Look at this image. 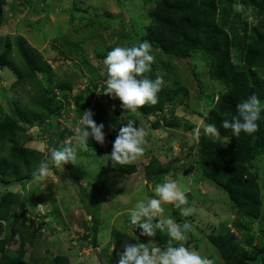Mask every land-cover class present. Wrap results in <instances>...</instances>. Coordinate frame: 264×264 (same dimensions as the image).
<instances>
[{
    "label": "rangeland",
    "instance_id": "374dc122",
    "mask_svg": "<svg viewBox=\"0 0 264 264\" xmlns=\"http://www.w3.org/2000/svg\"><path fill=\"white\" fill-rule=\"evenodd\" d=\"M47 4H51V8L42 9V6ZM154 4L155 0L0 2L3 18L0 27V51L7 36L24 37L30 45L41 52L43 59L51 64L56 79L66 77L71 80L72 94L85 87L93 90L87 110L93 113L92 118L97 125L103 124L112 110H117L120 118L119 125L114 129L115 138L120 128L126 126L129 120L137 124L135 127H144L149 133L146 137L144 155L134 162L135 172L126 174L108 170L105 167L106 145L112 140L107 138L108 134H112V130L103 127L105 135L103 145L90 136L88 151L79 150L75 136L77 129L82 127L81 117L75 116L72 110L62 111V116L56 120L57 125L59 128L69 127L72 133L66 140L59 141V146L62 148L70 142L78 148L77 165L66 164L63 170L53 167L46 178L39 180L33 178L25 184L19 183L7 188L24 198L26 207L32 209V212L27 211L30 217H37L45 222L44 229L41 230L34 245L28 246L25 251V257L29 262L34 259L43 260L42 264H47L45 256L49 257L61 251L69 256L70 264H118L119 254L122 253L125 244L150 242L149 247L158 246L161 250L166 249L170 240L168 235L154 237L157 235L155 232L154 238L141 236V229L133 227L129 219L130 210L137 201L145 197L154 198L155 185L163 183L165 177L177 181L188 197L187 207L192 209L190 215L184 216L180 208L164 205V213L152 221L155 225L158 220L173 218L177 224L183 225L187 222L191 225V231L186 233L187 240L172 241V246H179L182 243L190 250L213 260L214 264H223L217 248L207 239L209 233L221 232L225 236L233 233L239 248L245 250L250 248L246 238L251 233L255 236V243H264V215L253 222L244 219L229 200L226 190L204 176L199 163L195 160L198 140L196 129L204 127L203 115L213 106V103H208L209 98L204 96L202 89L205 94L211 95L218 93V89L222 88L217 80L210 77L207 58L197 53L191 54L188 59L170 58L160 49L151 46V54L155 58V74L161 76L165 84L175 83L178 97L180 96L179 104H169L163 110L167 120L178 121L181 117L182 121L196 124L194 131L181 133L180 138L185 135L187 138L184 146L176 138L170 143H165V139L171 133L168 130L169 126L164 124L162 112L157 111L156 115L145 118L139 111L125 112L117 98L112 97L111 101L100 98L101 88L106 80V74H101L104 71L103 60L117 46H135L142 42L141 35L146 32V27L151 22L148 11ZM12 56L18 63L15 50ZM16 79L17 74L11 68L0 66V85L5 88L7 97L10 100L20 97L24 103L31 104L35 96L33 89L28 85L15 86ZM95 84L96 88L93 87ZM184 90H187L186 95ZM71 103L69 100V104ZM156 119L163 125L162 127L153 125ZM54 128L48 125L42 128L30 126L20 140L25 146L49 154L54 149L55 142L49 132ZM152 157L159 160L164 169L167 165L170 167L165 170L160 180L146 181L145 166ZM174 158H178L179 161L170 164ZM250 165L251 172L257 175L256 181L264 210V153L260 160L256 159ZM4 189L0 184V191ZM21 208L14 205L11 214L19 212ZM114 229L124 235L117 250H113ZM165 233L167 234V230ZM93 237H96L95 246L89 243ZM108 256L112 257L111 262Z\"/></svg>",
    "mask_w": 264,
    "mask_h": 264
},
{
    "label": "trees",
    "instance_id": "16d2710c",
    "mask_svg": "<svg viewBox=\"0 0 264 264\" xmlns=\"http://www.w3.org/2000/svg\"><path fill=\"white\" fill-rule=\"evenodd\" d=\"M238 4L243 6V10H237ZM51 6L47 4L42 9L49 10ZM1 10L0 8V27L3 22ZM148 12L151 22L141 35V41L147 40L152 47L160 49L170 58L188 59L193 53L204 56L208 60L210 77L222 86L218 93L211 95L205 94L202 89L204 96L209 98L208 103H213L207 116L203 115L204 123L215 125L220 137L205 134L204 127L199 128L195 160L204 176L226 190L229 200L244 219L250 222L257 220L264 215V210L257 175L251 172L250 164L256 159L260 160L264 153V0H155ZM14 50L18 63L12 56ZM0 66H8L17 74L15 86L28 85L35 95L31 104L24 103L20 97L10 100L5 88L0 85V184L5 188L0 191V264H42L43 260L27 261L25 251L28 246L34 245L45 222L37 217H30L27 211L32 212V209L26 207L24 198L7 188L19 183L25 184L35 178L33 172L50 153L44 154L43 151L25 146L20 137L30 126L55 127L49 135L55 140L53 148L61 149L59 141L66 140L72 131L69 127L59 128L56 120L62 116L63 110H72L75 116L82 118L83 112L90 106L93 90L85 87L72 94L71 80L66 77L56 79L51 64L20 35L6 37L0 51ZM155 67L153 63L151 71L145 73L144 77L155 80ZM194 71L196 72L195 66ZM197 79L199 80L198 77ZM174 84L164 85L158 93L156 105H145L138 111L145 118L156 115L157 111L162 112L164 124L169 126L171 133L165 143L176 138L184 146L187 138L186 135L183 139L180 138L181 133L194 131L196 124L182 121L181 117L178 121L167 120L163 111L165 107L180 103L177 86ZM104 86L101 88L100 98L111 101L112 96L102 93ZM93 87L96 88L97 85ZM186 91L184 90L185 95ZM253 94L259 98L262 109L257 121L258 130L252 135L241 132L239 137L233 136L230 129L222 127V122L224 119H231L236 114V106ZM69 100L72 101L71 104ZM119 118V112L112 110L103 121L104 126L112 130V134L107 135L112 140L106 145L105 167L132 174L136 170V164L113 167L108 157L116 139L114 129L119 125ZM153 125L163 126L158 119ZM177 161L179 159L174 158L170 164ZM169 167L167 165L164 169L163 164L152 157L145 166L146 181L160 180ZM14 205L22 208L11 214ZM94 222L96 225L97 220ZM165 231L156 229L157 235L154 237H167ZM113 234V250H117L124 235L115 229ZM207 239L217 248L223 264H264V243H255L252 233L246 238V243L250 246L246 250L239 248L233 233L227 236L221 232L209 233ZM89 243L95 246L96 237ZM161 243L166 245L164 241ZM107 258L112 261L111 256ZM44 259L48 261L47 264H70L69 256L61 251L45 256Z\"/></svg>",
    "mask_w": 264,
    "mask_h": 264
},
{
    "label": "clouds",
    "instance_id": "9594fccd",
    "mask_svg": "<svg viewBox=\"0 0 264 264\" xmlns=\"http://www.w3.org/2000/svg\"><path fill=\"white\" fill-rule=\"evenodd\" d=\"M237 10H243L242 5H236ZM151 44L145 40L135 46H117L111 50L103 60L106 74L104 95L112 96L120 101V106L125 112L136 113L145 105L154 106L158 103V93L165 85L161 76L155 80L144 77L151 71L154 56L151 54ZM236 114L231 119H224L222 127L230 129L233 136L239 137L241 132L252 135L258 130L257 121L261 114V103L256 95H251L236 106ZM207 116V112L204 113ZM227 115V114H226ZM90 110L83 112L77 129L75 140L79 150L88 151V140L91 136L97 143L103 145L105 135L102 131L104 125H97L92 118ZM203 123V122H202ZM205 134H211L217 138L220 133L215 125H204ZM200 129H196L199 135ZM149 135L144 127H134V121L129 120L126 126L120 128L119 133L112 144L111 154L108 155L112 166H125L136 162L145 153L146 137ZM227 139V138H226ZM78 148L66 143L61 149H53L46 159L42 160L33 176L39 180L46 178L53 167L62 169L66 164L77 165ZM155 197H145L137 201L130 210V224L141 229V236L153 237L155 230H167L169 244L161 250L158 246L149 247V243L125 244L122 253L119 254L118 264H214L213 260L202 256L195 250H190L182 243L172 246V241L187 240L186 233L191 231V225L185 222L177 224L173 218L158 220L153 227L152 221L164 213V205H174L181 209L184 216L192 213L187 207L188 197L171 177H165L163 183L155 185ZM183 206V207H182ZM39 207V206H37Z\"/></svg>",
    "mask_w": 264,
    "mask_h": 264
}]
</instances>
